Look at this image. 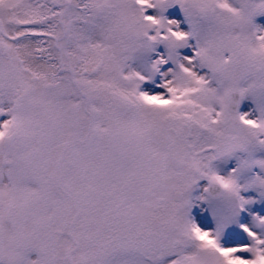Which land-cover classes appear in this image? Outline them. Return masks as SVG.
I'll return each instance as SVG.
<instances>
[{"label":"snow or ice","instance_id":"obj_1","mask_svg":"<svg viewBox=\"0 0 264 264\" xmlns=\"http://www.w3.org/2000/svg\"><path fill=\"white\" fill-rule=\"evenodd\" d=\"M0 264H264V0H0Z\"/></svg>","mask_w":264,"mask_h":264}]
</instances>
